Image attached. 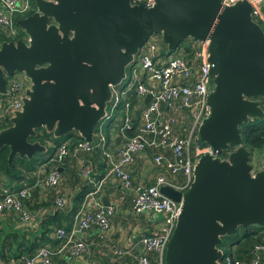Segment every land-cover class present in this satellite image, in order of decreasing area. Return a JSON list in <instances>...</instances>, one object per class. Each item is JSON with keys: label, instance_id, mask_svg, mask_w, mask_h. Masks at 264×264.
Returning <instances> with one entry per match:
<instances>
[{"label": "water", "instance_id": "water-1", "mask_svg": "<svg viewBox=\"0 0 264 264\" xmlns=\"http://www.w3.org/2000/svg\"><path fill=\"white\" fill-rule=\"evenodd\" d=\"M33 2L35 11L16 21L26 39L0 42V95H9L6 78L16 72L30 83L21 108L0 129L8 162L46 151L29 140L40 128L54 137L75 131L90 141L108 116L114 88L129 83L127 68L152 36L168 52L188 39L207 42L211 82L197 135L212 154L198 157L186 190L168 184L160 191L182 202L166 264H222L223 236L264 227V165L254 169L240 134L248 120L264 119L258 100L264 97V30L248 0H154L148 7L132 0Z\"/></svg>", "mask_w": 264, "mask_h": 264}, {"label": "built area", "instance_id": "built-area-1", "mask_svg": "<svg viewBox=\"0 0 264 264\" xmlns=\"http://www.w3.org/2000/svg\"><path fill=\"white\" fill-rule=\"evenodd\" d=\"M154 0H132L133 4L143 3L151 6ZM238 0H222L223 5H230ZM251 5L252 19L260 26L264 25V15L261 6L264 0H248ZM31 0H0V34L4 37L16 39L18 36L17 19L24 17L31 10ZM22 39H26L25 35ZM9 41V40H7ZM16 40H14L15 42ZM190 44V55L185 56L182 50L168 52L161 51L165 44L160 36H152L141 48L136 57L131 74L129 75V85L132 88L136 83L135 93L141 97L150 94L149 106L142 111L140 131L134 135H128L126 129L130 126L131 117L126 115L125 122L119 132L122 143L114 156L104 151V157L108 161V170L105 176L99 180L88 196H97L104 181L108 178L116 180L122 188L133 194V212L137 214L147 213L155 219L159 218L157 232L154 234L142 235L139 243L144 249V253L135 257L136 264H166L165 250L166 244L174 230L177 217L180 213L182 202L174 201L160 191L163 185H172L163 174L157 175L153 183L148 185H134L128 166L132 163L134 155L146 147L170 149L173 159H169L164 154L159 153L153 157L156 165L164 167L172 176L182 174L185 183L179 190H186L193 178V166L198 157L202 154H212L209 145H199L193 143L198 139L197 130L207 114L206 103L210 90V63L207 60V42L197 41ZM166 47V46H165ZM139 74H143L146 82L139 79ZM138 75V78H137ZM13 76V75H12ZM8 78V77H7ZM6 88L9 95H0V119H6L13 115L14 111L22 106V98L30 83L27 77H15L7 82ZM120 93H114V100L118 102ZM128 103L126 106L128 107ZM167 106L173 112H187L189 120L183 118L182 113L176 116L167 114L161 106ZM134 110V109H133ZM108 118V116L106 117ZM183 133L181 136L176 131ZM99 141L106 142L105 135L101 128L97 130ZM151 136V137H148ZM66 143L59 145L55 151L53 160L56 162L63 160L68 154ZM93 148L92 139L82 140L77 143L73 152L77 150H91ZM72 152V153H73ZM83 175L90 172L88 168L82 169ZM60 181V174L57 170L50 171L46 177L35 183L47 188L57 186ZM30 188L24 187L17 191L11 188H4L0 196V212L15 211L22 216V219L29 220L31 216L24 210L22 199L28 198ZM84 200L77 208L74 215V222L78 229H87L97 226L102 231H107L110 226V216L114 213L113 204L99 205L94 210H85ZM59 208L64 205V198L56 200ZM74 230L68 232L64 229H57L56 235L61 239L60 246L52 250L42 247L33 255H22L17 264H35L40 261L42 264H50L51 256L58 252L66 251L70 256L83 257L89 254L90 247L82 239L73 237ZM256 257L251 264H258L259 258L264 254V243L255 247ZM117 255L124 252L116 251ZM229 262V259H227ZM12 262H2L0 264H13Z\"/></svg>", "mask_w": 264, "mask_h": 264}, {"label": "crops", "instance_id": "crops-1", "mask_svg": "<svg viewBox=\"0 0 264 264\" xmlns=\"http://www.w3.org/2000/svg\"><path fill=\"white\" fill-rule=\"evenodd\" d=\"M165 49L167 50L166 47ZM178 50H182L183 52V48H178ZM139 79L146 82L143 74H139ZM129 84L126 86L125 84H120L114 88L113 96L110 101L113 102L114 106L119 101L125 100V95L131 88ZM114 93H120V99L118 102H115L114 100ZM146 97L147 95L143 97L137 95L136 98H138L139 101L138 104L133 106V109H146L151 101L150 97V99L145 103ZM161 109L167 114L173 113L172 115L175 116L178 113H182L184 120H189L187 112L174 110L172 112L170 108L163 105L161 106ZM107 114L109 117L110 113L108 110ZM6 119L9 122V119ZM138 120L141 125V115H139ZM101 131H103L102 128ZM176 131L183 136V133L177 130V128ZM93 135L94 139H91L98 142L99 134L96 132L93 133ZM104 135L106 138V134ZM122 140L120 132L116 129H112L109 131V135H107L105 143L98 142L101 144H107L102 150H77L76 152L68 155L65 162L59 166L51 163H48L47 167L42 165L40 169L44 168L45 171L43 172L45 174L53 168H57L56 170L60 174L59 183L57 186L53 187V189L47 188L43 185H37L39 190L38 194L33 198V201H31L28 206L24 207V210L29 214V216H31L29 220L24 221L22 216L13 210L0 212V228L4 229L5 233L16 232L19 235L16 240L17 242L23 240L21 238L23 234L26 235L30 241H33L34 237H41L44 227L41 222L46 220L49 222V227L52 231L48 232V236L50 238L45 239V243L40 245L38 249L42 247L50 248L52 250L57 249L61 244V239H59L55 233L57 229L60 228L68 232H72L74 230V238L82 239L89 244L90 251L86 256L79 258L73 257L66 251H62L51 256L50 264H135V257L144 253V249L139 243L140 237L142 235L156 233L159 218L155 219L152 215L147 213L137 214L133 212L132 192L122 188L120 183L116 180H112L111 178L104 181L97 196H88V193L94 188L95 184L105 176L108 170V165L106 166L103 158L104 154L102 155L101 152L106 151L115 156ZM159 153L164 154L169 159H173V154L170 149L155 147H146V149L138 151L134 155L132 163L128 166L133 184L148 185L153 183L157 175L163 174L175 187L183 186L185 179L182 174H179L181 176L180 178L177 175L172 176L164 167H160L154 163L153 157ZM84 168H88L90 170L87 176L83 175L82 169ZM9 183L10 182L7 179L0 175V192L2 186ZM22 184L24 183L22 182ZM80 196L83 198L81 202L77 199ZM59 197L64 198V205L61 208H59L56 204V200ZM84 200H88V202H84V205L85 210L89 211L94 210L99 205H108L109 203L114 205L115 211L110 216V226L107 231H102L97 226H91L82 230L78 229L74 222V215L77 212V209L74 212L73 209L74 207H78V205L80 206ZM41 201L44 205L39 204ZM35 203L39 204L36 208L34 207ZM116 251H125V253L117 255L115 253ZM22 255L23 253H18L17 257L9 256L8 260L0 258V263L14 261L13 264H17L19 263ZM35 264L42 263L37 261Z\"/></svg>", "mask_w": 264, "mask_h": 264}, {"label": "trees", "instance_id": "trees-1", "mask_svg": "<svg viewBox=\"0 0 264 264\" xmlns=\"http://www.w3.org/2000/svg\"><path fill=\"white\" fill-rule=\"evenodd\" d=\"M31 5V10L24 16H27L35 11V5L33 0H31ZM261 27L264 30V25H261ZM17 29L18 36L16 37V39H12L13 41L17 39H22L24 36L22 29L18 25ZM4 40L11 39L4 37L0 34V42ZM191 43L193 42L188 39L180 43L177 48H183V54L185 56H188L190 55ZM165 50V46H163V49H161V51ZM133 67L127 68L128 75L131 74ZM135 87L136 83L133 85L132 88H130V91L125 95V100L119 101L115 106L113 102H109L107 110L109 111L110 115L108 118L101 120L97 124L94 133H96L98 129L102 128L107 138V135H109L110 130H120V128L125 122L127 114H129L131 117L130 126L128 129L125 130L127 131L128 135H134L140 131V122L138 119L139 115H141V112L144 109L137 108L133 110V106L138 104L139 101V99L136 98L137 94L135 93ZM258 100L260 102V105L264 109V97L258 98ZM126 103L129 104L128 107H126ZM8 125L9 122L7 119H0V129L5 128ZM240 134L243 140V145L251 152V154L253 152H256L257 154L264 152V119L248 120V122L240 126ZM92 138L94 139V135ZM29 140L40 142V144L46 147V151L42 154L35 155L29 159L26 157H14L10 162H8V148L5 146L0 149V175H2L5 179L10 182L9 184H4L2 186L0 196L4 188H11L15 191L24 187L30 188L31 191L29 197L22 199L23 208L28 206L39 192L35 183L43 180L50 171L57 169L53 168L47 174H45L43 172L45 171L44 168L40 169V167L42 165H45L47 167L48 163L59 166L60 164L65 162V160L68 158V155L73 152L76 144L82 141L81 137L75 131L67 133L61 137H54L52 132H47L44 128L37 129L36 135L34 137H30ZM92 142V151L94 149L102 150L107 145L98 143L94 140H92ZM63 143H66L68 146V154L63 158V160L56 162L55 160H53L55 151L57 147ZM193 143L202 145L199 138L195 139ZM230 148L232 149L233 146H231ZM101 153L103 155L104 151ZM221 155L226 156V153L224 152ZM103 158L107 166L108 161L105 157ZM177 176H179V178L181 177L179 174ZM22 182L24 184H22ZM81 197L82 196L77 198L80 202L83 199ZM39 204L44 205L42 201L39 202ZM39 204L35 203L34 207H38ZM78 207H74L73 212ZM41 223L44 225L41 237H34L33 241H30L27 236L23 234L21 236L23 240L17 242L16 240L19 235L16 232L5 233L4 229L0 228V258L8 260L9 256L17 257L18 253H23V255L27 256L34 254L38 247L45 243V239L50 238L48 236V232L52 231V229L49 227V222L43 220ZM261 243H264L263 226L252 225L246 229L239 228L237 233L233 235L223 236L220 245V248L223 251L222 264H251L252 260L256 257L255 247ZM227 259H229V262H227ZM258 264H264V254L260 256Z\"/></svg>", "mask_w": 264, "mask_h": 264}, {"label": "rangeland", "instance_id": "rangeland-1", "mask_svg": "<svg viewBox=\"0 0 264 264\" xmlns=\"http://www.w3.org/2000/svg\"><path fill=\"white\" fill-rule=\"evenodd\" d=\"M15 77L22 78L23 77V74L21 72H16L13 76H9L7 78V82L9 80L14 79ZM250 162L252 163L254 169H260V168H262L263 165H264V152H261L259 154H257L256 152H253L251 154Z\"/></svg>", "mask_w": 264, "mask_h": 264}, {"label": "flooded vegetation", "instance_id": "flooded-vegetation-1", "mask_svg": "<svg viewBox=\"0 0 264 264\" xmlns=\"http://www.w3.org/2000/svg\"><path fill=\"white\" fill-rule=\"evenodd\" d=\"M35 10V9H34Z\"/></svg>", "mask_w": 264, "mask_h": 264}]
</instances>
